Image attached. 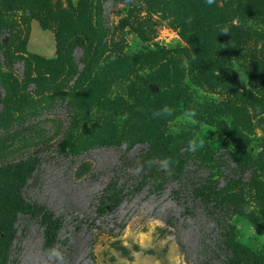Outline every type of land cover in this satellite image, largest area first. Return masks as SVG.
Here are the masks:
<instances>
[{
  "label": "rangeland",
  "instance_id": "obj_1",
  "mask_svg": "<svg viewBox=\"0 0 264 264\" xmlns=\"http://www.w3.org/2000/svg\"><path fill=\"white\" fill-rule=\"evenodd\" d=\"M157 50L97 96L123 56ZM164 105L174 113L154 117ZM189 108L196 125L184 121ZM200 133L205 147L189 153ZM164 157L187 160L179 179L158 166ZM202 159L221 164L217 187L239 203L225 224L255 263L264 254V0H0V264H48L37 215L12 207L18 191L60 219L67 264H223L220 212L193 195L211 176ZM111 182L124 198L99 215Z\"/></svg>",
  "mask_w": 264,
  "mask_h": 264
},
{
  "label": "trees",
  "instance_id": "obj_2",
  "mask_svg": "<svg viewBox=\"0 0 264 264\" xmlns=\"http://www.w3.org/2000/svg\"><path fill=\"white\" fill-rule=\"evenodd\" d=\"M77 20L79 23L82 22L81 15L77 16ZM199 46H197L195 50V60L198 61L199 58ZM162 51L157 50L156 52H141L137 54H130L123 56L120 60H118L114 66L111 73L105 77V79L98 85L97 88V96H101L105 94L110 86L112 81L119 75L130 72L134 69V67L141 61H149L152 60L155 56H157ZM211 71L222 72L221 67L218 64L212 66ZM80 107L85 111L86 115L88 114V108L85 103L80 102ZM238 141V139H235ZM111 144V143H109ZM108 143H103V145H109ZM239 162H243L247 160L250 155L249 153H237L235 155ZM184 162V163H183ZM187 164V160H181L179 165L176 166L174 170V174L176 179H179L183 175L184 165ZM200 164L203 165L210 171L209 178L204 180L202 183L200 182L193 189V195L195 198L199 199L202 204L208 207H212L214 210H218L220 212V218L216 222H223L224 225L221 228V240L220 245L218 246L219 250L223 251L224 261L223 264H264V254L256 255L255 263H251L249 258V251L243 248L241 245L237 243L234 239V235L232 232V228L225 224V220L229 219L236 215V210L239 208V203L236 201H228L225 198V194L228 192L227 189H218L217 187V179L214 177H221L223 174L221 172V164L214 163L209 159H202ZM143 171H146L145 168ZM153 179V176L149 174L145 176L144 182L149 183ZM142 186H140L137 190H141ZM124 198L123 189L117 186L116 182L109 183L102 196L97 199L96 210L99 215H105L107 213L112 212L116 209ZM12 207L16 213H19L23 216H34L37 215L38 222L43 229V238H44V247L45 249H49L52 246L57 244V236L58 232L61 228L60 219L54 217V215L45 210H38L35 206L28 204V202L20 195L18 191L15 200L12 203ZM215 215V213H213ZM218 215V214H217ZM220 219V220H219ZM223 219V221H222ZM1 223V217H0ZM5 228V226H4ZM4 230V229H3ZM11 230V223L7 224V227L4 231L8 233ZM10 235V233H9ZM8 237V236H7ZM9 238V237H8ZM215 253L213 254V257ZM213 259V258H211Z\"/></svg>",
  "mask_w": 264,
  "mask_h": 264
},
{
  "label": "clouds",
  "instance_id": "obj_3",
  "mask_svg": "<svg viewBox=\"0 0 264 264\" xmlns=\"http://www.w3.org/2000/svg\"><path fill=\"white\" fill-rule=\"evenodd\" d=\"M208 4L211 5L215 2V0H207ZM224 33H227L225 30ZM174 109L168 105H164L161 109L155 111L153 113L154 117H167L171 116L174 113ZM182 116L184 121L191 125H196L197 121V112L193 108L186 109ZM206 133H200L194 135L192 138L189 139L187 144V151L189 153H196L202 150L206 145ZM148 167H151L156 164L155 159H150L146 162ZM179 165L178 160H173L171 157H164L159 162V167L162 168L167 172L168 175L173 174L174 167ZM145 165L139 164L136 167V172H142L144 170ZM71 242V241H70ZM47 262L48 264H67V258L65 255V250H62L60 246L54 245L47 251Z\"/></svg>",
  "mask_w": 264,
  "mask_h": 264
}]
</instances>
